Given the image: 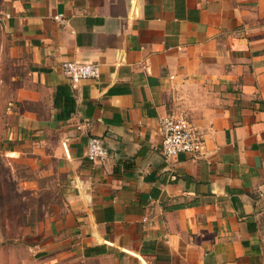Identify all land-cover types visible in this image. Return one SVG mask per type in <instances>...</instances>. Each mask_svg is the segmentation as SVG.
Here are the masks:
<instances>
[{
  "label": "crops",
  "instance_id": "obj_1",
  "mask_svg": "<svg viewBox=\"0 0 264 264\" xmlns=\"http://www.w3.org/2000/svg\"><path fill=\"white\" fill-rule=\"evenodd\" d=\"M169 114L200 153L162 154ZM0 117L4 177L47 197L2 264H264V0H0Z\"/></svg>",
  "mask_w": 264,
  "mask_h": 264
},
{
  "label": "built area",
  "instance_id": "obj_2",
  "mask_svg": "<svg viewBox=\"0 0 264 264\" xmlns=\"http://www.w3.org/2000/svg\"><path fill=\"white\" fill-rule=\"evenodd\" d=\"M61 20L60 15H56ZM65 77L72 83H78L86 78L96 79L99 76V67L96 63H82L75 60H66L61 63ZM159 133L161 136V152L166 157H174L178 153L201 152L203 141L195 127L182 114H169L160 118ZM77 130L81 125H76ZM67 139L62 142L66 151ZM108 151L102 138L90 136L85 149V157L90 162H99L107 158Z\"/></svg>",
  "mask_w": 264,
  "mask_h": 264
},
{
  "label": "rangeland",
  "instance_id": "obj_3",
  "mask_svg": "<svg viewBox=\"0 0 264 264\" xmlns=\"http://www.w3.org/2000/svg\"><path fill=\"white\" fill-rule=\"evenodd\" d=\"M1 119V117H0ZM3 121H0V123ZM3 125V124H2ZM2 133H0V138ZM10 169V165L1 162L0 157V263H3L2 258H5L3 252L10 249L14 253H18V247L14 241V238L18 233H22V229L17 227V223H22L23 220L27 219L29 222L33 221L34 218L44 214L43 211H23L24 206L32 205L35 202L42 203L46 202L47 197H33L30 196L24 201L16 188V179L5 178ZM13 170L19 171L22 168H16L13 166ZM9 174V173H8ZM2 175V176H1ZM24 198V197H23ZM24 201V202H23ZM6 206V207H5ZM20 207V209H19ZM30 228V227H29Z\"/></svg>",
  "mask_w": 264,
  "mask_h": 264
}]
</instances>
